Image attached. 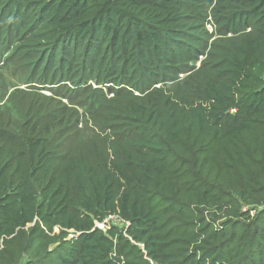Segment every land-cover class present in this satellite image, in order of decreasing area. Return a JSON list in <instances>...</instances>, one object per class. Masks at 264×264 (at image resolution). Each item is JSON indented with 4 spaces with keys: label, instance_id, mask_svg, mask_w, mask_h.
<instances>
[{
    "label": "trees",
    "instance_id": "1",
    "mask_svg": "<svg viewBox=\"0 0 264 264\" xmlns=\"http://www.w3.org/2000/svg\"><path fill=\"white\" fill-rule=\"evenodd\" d=\"M0 29L85 121L4 103L0 264H264V0H0Z\"/></svg>",
    "mask_w": 264,
    "mask_h": 264
},
{
    "label": "rangeland",
    "instance_id": "2",
    "mask_svg": "<svg viewBox=\"0 0 264 264\" xmlns=\"http://www.w3.org/2000/svg\"><path fill=\"white\" fill-rule=\"evenodd\" d=\"M209 21L210 18H208L205 24L204 23L202 24L204 26H203V34L201 35L203 40L208 42V48L206 49L204 55L198 56V59L191 63V66L195 67L192 71H188L186 74L180 75V77L182 78L193 73V71L197 70L200 64L208 59L207 55L212 53V50L209 49L210 45L212 43H215L220 38H222L216 33L214 26ZM1 33L8 34L7 30L5 29L4 30L0 29V34ZM21 34H23V36L25 37V32H22ZM32 38L34 39V37ZM29 39H31V37L24 38V40L21 43H19L18 46L13 43L11 44L10 42L3 43L2 40H0V54L2 51L4 52L3 56H0V120H3V122L7 124L11 119V117L8 114L9 110L6 109V105L4 104L5 102H11L12 104L18 103L21 106V100L24 99L25 95L27 93L30 94L29 92L33 91L36 93H40L46 97H54L53 99L56 102H60L62 105H65L66 107L74 108L79 113L80 121L82 122V127H84L85 121L83 120L84 118L82 119L84 115V110L80 108L78 105L70 104L71 102H69L67 98H64L62 96H56L55 91H52L53 90L52 88L57 87V85L54 84L42 85L37 83L35 79L30 81V83L25 82L27 76H26V70L24 69V64L27 62V58L25 56H22V54L26 55L25 53H27L25 48H27L30 45ZM37 42L38 40L35 43ZM15 49L18 55L16 57H13ZM7 52H10V54H8ZM64 85L66 89L72 87L71 84L64 83ZM91 85L93 87H96L94 83H92ZM104 86L101 85L99 86V88H101L102 92H104L105 94L109 93L108 88H111L112 91L115 92V90H117L120 87L110 83L105 84ZM30 88H32V90ZM127 88L131 90V87H127ZM67 95L70 96L69 93ZM111 96L112 95H109V97ZM87 117L88 116H86L85 118ZM110 223L120 226L119 221L115 219L107 220V224ZM98 226L100 228L104 227L103 225H98Z\"/></svg>",
    "mask_w": 264,
    "mask_h": 264
}]
</instances>
